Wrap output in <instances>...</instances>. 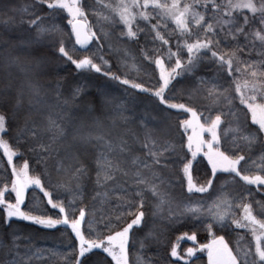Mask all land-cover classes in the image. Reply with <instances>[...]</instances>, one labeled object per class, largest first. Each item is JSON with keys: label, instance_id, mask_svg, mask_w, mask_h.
Returning <instances> with one entry per match:
<instances>
[{"label": "trees", "instance_id": "obj_1", "mask_svg": "<svg viewBox=\"0 0 264 264\" xmlns=\"http://www.w3.org/2000/svg\"><path fill=\"white\" fill-rule=\"evenodd\" d=\"M88 7H85L87 13L86 20L89 27L100 36L99 42L93 39L91 45L82 50L75 43V35L71 32V26L68 24V15L66 10H52L46 4H42L41 0H0V78L11 73L13 82L16 85L25 83L27 77L22 67L11 66L3 67V58L9 53L12 55L23 56L27 49L24 45L32 40L35 35V26H30L28 21L40 16L43 23L47 25H57L64 37L65 47L73 55L74 59H82L84 56H89L97 64L101 65V72H96L92 68L77 69L74 64L63 58L58 53L55 46H38V51L47 57L46 75L39 78V83L42 90L47 93V102L51 105V113L53 118L56 113L68 115L74 118V123L78 126L80 121L91 124L94 119L102 122L104 129L109 133V138L114 142L117 140L118 132L124 128L133 129L137 133H142L140 121L148 122L151 117H155L163 105H159V101L150 96L148 93H142L139 89L131 88V85L122 83L124 79H128L133 83H142L145 87H158L159 70L150 60H144L143 55L146 53L148 57L156 55H166L168 46L155 37V32L151 29V24L167 23V29L160 27L157 29L169 40L171 45H175L178 39H181L178 29L171 21L158 20V12L149 7L146 11L150 13V19L144 20L137 17L133 22V31L137 32V39L121 36L126 32V27L123 26L111 8L106 5L115 6L119 0H103V4L99 0H82ZM164 2V0H162ZM171 2V0H167ZM216 3L224 4L226 0H215ZM235 3L236 0H233ZM193 4V0H181V4ZM212 0H209L207 9L201 5L195 10L205 16V20L213 23L214 27H218L216 21L221 18L220 14H216L211 10ZM135 11V9L133 10ZM109 16L113 22L104 21L97 15ZM243 15L252 17L249 10L237 9L232 12V17L242 23ZM224 19H229L228 16H223ZM103 28V35L100 28ZM193 30H196L194 24H190ZM227 27V26H226ZM260 25L253 21L249 29H258ZM187 38V37H185ZM51 39V38H49ZM191 42V38H187ZM182 42V40H181ZM46 40L44 44L46 45ZM239 43H245L243 37L239 38ZM99 45V46H98ZM102 46V48L100 47ZM223 51H235V43L231 40L221 41ZM261 45L256 41V48L250 54L248 49L244 53H237L241 60L248 59L259 60L258 55ZM155 49V51H153ZM175 52L176 48L173 47ZM102 57V59H101ZM182 61L187 60V56H181ZM166 66L170 69L174 66V62L165 59ZM135 65V67H133ZM109 72L111 76L119 77L120 79H112L104 73ZM215 65L208 62L207 58L202 62L191 74H183L173 81L176 85L175 89L166 91V98H171L175 103H185L189 106L197 108L198 112H204L207 115L206 106L213 109L217 105L213 104L212 97H207L204 89H211L213 84L225 83L224 78L213 79ZM205 78V84L200 86L198 78ZM59 88L61 96L59 101L55 99V89ZM79 88V93L76 89ZM196 89L194 100L189 99V93ZM237 95V94H234ZM238 96V95H237ZM105 97L113 100L112 105L106 106L103 111L98 110L100 102ZM29 97L24 98V106L27 108ZM65 101L67 105L65 106ZM124 101L126 107L130 109L125 115L131 119L125 124L117 119V111L115 104ZM236 106L234 111L235 116L223 117L224 123L221 124L218 132L221 136V144L225 141V128H232L235 131H230L227 135L229 142L235 138L236 143L241 145L239 152H229V155L242 154L245 156V161H241V171L244 174L255 175L260 169L264 168V144L259 142L254 143L249 148L244 140L245 134L244 124L251 125V115L245 117L246 108L241 105L238 99L233 100ZM159 106V107H158ZM220 108L224 112L228 111L225 102L221 101ZM11 110V105L9 106ZM2 110V109H0ZM40 113H33V119H36L41 124L44 123V116ZM217 114L215 110L211 115ZM170 119L165 125L167 129L166 135H158L155 137L158 147L152 151L160 153V165L153 164L151 157L148 156V149L143 148L139 142L134 141L131 134L126 139L131 145V151L120 153L114 151L112 158L120 162L121 168L127 174L124 175L117 172L114 179L104 183H97L96 177V158L99 149H89L86 155H81L80 159L88 168L87 175L80 181V189L76 191L77 181L73 178L71 170L67 172H55L53 169L56 165V159L48 160V171H51L62 183L67 184V187L60 188L53 193V199L64 200L67 206L69 200H75V207L78 210L84 208L86 211L85 234L93 239H103L106 235L113 234L115 231H120L139 211L145 213L142 224L134 226L130 231L129 241V264H209L207 248H201V245H209L215 238L224 236L230 248L234 253H239L243 250L251 248L254 251L255 240L252 235L251 228L237 227L232 220H241L243 218V205L251 204L253 214L258 219L264 220V215L260 214V207L264 205V186L249 185L239 177L233 180L228 173L217 172L215 177L211 175V166L207 158L201 153L197 154L195 159L192 158V152L187 148V131L182 127H178V122L188 119L190 114L180 112L178 110H169ZM115 120V124L112 121ZM202 123H205V116H201ZM23 121L19 116L12 112L11 119L4 133H0L13 149L17 151V155L13 157L11 163L8 162L7 156L3 149L0 148V186L8 184L11 188V181L14 180L12 174L13 165L19 170L25 161L29 164V175L40 176L44 183V188L48 191H53V188L48 182V176L42 173L45 165L37 164V154L26 150L29 146L27 142L21 140L17 142V132ZM65 123H68L67 121ZM149 127H158L156 124L149 123ZM257 127V126H253ZM50 134L42 135L40 139L44 142L48 141ZM169 141L170 144L178 148L177 152H173L171 148L164 151L159 145H163L164 141ZM62 145L71 146L72 138L59 142ZM69 151L76 150L73 147L68 148ZM46 155V154H45ZM61 156L65 155L61 151ZM167 157V159H165ZM183 162L192 160V176L193 181L197 185L206 184L209 179L213 180L212 187L207 193L187 192V179L182 171ZM135 161V162H134ZM142 163H147L151 167L144 169ZM167 164V167L162 165ZM79 167V165H76ZM139 170L151 182L157 184L162 192H166L165 203L160 204L159 201L152 195L147 185L138 184L135 177L136 171ZM153 173L159 179L153 180ZM264 174V173H262ZM222 194H226L231 200L232 207L229 209V217L225 222V226L213 223L212 219L207 214L208 205H211L217 200V197L223 198ZM5 199L14 201V193L5 194ZM46 197L38 187H30L27 189L25 203L22 205L24 211H31L34 215H41L45 212L48 215L57 218L58 210L51 208L46 203ZM143 199V207H139L140 200ZM199 202L203 211L200 214H192L184 209L193 203ZM5 209L0 205V264L5 261L11 262L15 256L18 264H63V259L54 253H66L70 246L78 247V241L75 239V234L70 227L66 225H58L54 229L44 228L36 225L33 222L25 221L20 218H13L11 227H5ZM91 222L92 230L88 231V223ZM212 224L211 229L208 225ZM151 234V235H149ZM195 234L196 240L191 241L189 237ZM15 237V245L13 248V238ZM140 242H143L144 247H140ZM135 243V247L133 244ZM177 246L179 256L172 257L171 249ZM11 248L12 256L8 254ZM196 249L195 255L189 257L187 249ZM93 252L101 253L110 264H115L103 253L101 249H94ZM137 256L141 259L138 260ZM86 257L91 264L96 257L92 253L86 254ZM183 257V259H181ZM82 260L85 258H81Z\"/></svg>", "mask_w": 264, "mask_h": 264}, {"label": "snow or ice", "instance_id": "obj_2", "mask_svg": "<svg viewBox=\"0 0 264 264\" xmlns=\"http://www.w3.org/2000/svg\"><path fill=\"white\" fill-rule=\"evenodd\" d=\"M103 4V0H99ZM42 4H46L49 9L52 10H66L67 14L71 17L68 20V24L71 25V32L75 35V43L81 46L87 44L90 38H95L97 42L100 40V36L96 35L95 31L88 30V34L84 35L82 29L85 27L81 23L82 20H86L87 13L85 7L88 5L82 0H41ZM209 0H193V4H181V0H119L115 6L106 5L111 8L113 13L118 16L119 22L126 27V32L121 36L137 39V32L133 31V22L139 16L144 20L150 19V13L146 10L151 7L157 11L159 16L158 20H171L176 29H178L181 39H178L175 45H171L169 40L165 39L163 35L157 29L163 27L167 29V23L161 25L159 22L151 24V29L155 32V37L158 38L163 45L168 46L166 55H156L148 57L145 53L143 55L144 60H150L155 66V69L159 70L158 87H145L142 83H133L128 79L122 81L125 85H131L133 89H139L142 93H148L150 96L155 97L159 101V105H163L160 108L155 117H151L148 122L140 121V127L143 129L142 133H137L133 129L124 128L118 132L117 140L114 142L109 138V133L103 127L100 120L94 119L91 124H87L84 121H80L77 126L73 121L74 118L68 115H61L56 113L53 118L51 113V105L47 102V93H45L39 83V78L42 75H46L47 57L38 51V46H55L58 53L66 58L77 69L92 68L96 72H101V65L93 61L89 56H84L82 59H74L69 50L65 47L64 37L61 29L55 25H45L40 16H36L35 19L29 20L30 26H35V35L32 40L28 41L24 47L27 49L26 53L21 55H12L9 53L3 58V67L9 68L11 66L22 67L27 77L26 81L22 85H16L13 82L11 73L8 72L6 76L0 78V133H4L6 127L12 116V112H15L19 118L23 121L17 132V142L23 140L28 143L26 150L35 152L37 154L36 163L45 165L42 173L48 176V182L53 188V191H48L44 188V183L40 176L29 175V164L25 161L22 168L19 170L13 165L12 174L15 179L11 181V188L8 184L0 186V205L5 209V227H11V221L13 218H20L25 221L33 222L36 225L42 226L48 229H54L58 225H66L70 227L71 231L75 234V239L78 241V247L70 246L66 253H54L57 256L62 257L63 264H89V260L86 254L92 253L96 257L91 261V264H110V262L101 253L93 252L94 249H101L103 253H106L108 257L115 264H129V241L130 231L134 226L139 227L142 224L145 213L139 211L135 214V218L131 220L120 231H115L113 234L106 235L103 239H93L85 234V220L86 211L84 208L78 210L79 214L76 215L77 209L75 207V200H69L67 206H65L64 200L53 199V193L57 192L60 188L67 187V184L62 183L56 176L48 171V160L56 159V165L54 171L67 172L69 170L73 173V178L77 181L76 191L80 189L79 181L87 175L88 168L84 165L80 159L81 155H86L89 149H99L96 158V177L97 183L101 181L107 183L114 179L117 172L124 175L127 173L121 168L120 162L112 158V153L118 151L120 153H126L131 151V145L126 137L131 134L134 141L140 143L143 148L148 149V156L151 157L153 164L160 165L161 157L160 153L152 151L153 148L158 147L155 137L158 135H166L167 129L165 125L170 119L169 110H178L180 112L190 114V118L184 119L178 122V127H182L185 131L189 128H198L199 132L196 135L195 141L193 136L188 137L187 148L192 152V158L195 159L197 154L203 151L204 156L207 157L208 163L211 165V175L215 177L217 172L228 173L232 176L233 180L239 177L241 180L249 185L264 186V168L260 169L255 175L244 174L241 171V161H245V156L242 154L229 155V152L237 153L240 150L241 145L236 143L235 138L231 142L228 141L227 135L230 131H235L232 128H225V141L221 144V136L218 132L221 124L225 121L223 117L235 116L234 99H238L241 105L246 108L245 117L250 113L251 125L247 124L245 120L244 129L245 134L243 140L245 144L251 148L254 143L264 144V0H226V3L219 4L215 0H212L211 10L220 14L221 18L216 21L218 27H214L213 23L205 20V16L195 10V8L203 5L206 9L208 7ZM135 9V11H133ZM240 10H249L252 13V17L243 15L242 23L236 18L232 17V12ZM98 16L104 21L113 22L109 16H103L97 13ZM228 16L229 19H224L223 16ZM255 21L260 25L258 29H249V26ZM190 24L196 26L194 31ZM227 26V27H226ZM103 35V28H100ZM191 38V42L187 38ZM243 37L245 43L241 45L239 38ZM51 38V39H49ZM48 41L45 45L44 42ZM182 40V42H181ZM233 41L235 43L236 50L225 52L221 47V41ZM256 41L260 42L261 48L258 51V55L261 57L259 60L248 59L241 60L240 55L237 53H244L245 49H248L249 54L255 50ZM99 46V45H98ZM102 48V46H100ZM175 47L176 51L173 52L172 48ZM155 51V49H153ZM187 56L186 61H182L181 56ZM207 58L208 62L215 65V72L213 79L224 78L225 83L219 85L213 84L211 89H204L207 97H212L213 104L217 105L215 109L210 106H206L207 115L204 112H198L194 106H189L185 103H175L171 98H166V91L176 88L173 84L174 80L181 77L183 74H191L193 70L198 67ZM102 59V57H101ZM165 59L170 62H174V66L170 69L165 64ZM135 67V65H133ZM104 75L111 76V73L106 72ZM112 79L119 80V77L111 76ZM200 86L205 84V78H198ZM55 99L59 101L61 93L57 87L55 90ZM79 88L76 89V93H79ZM196 89H193L189 93V99L194 100L196 96ZM234 94H238L234 95ZM28 96L27 108L24 106V98ZM221 101L225 102L228 111L224 112L219 107ZM65 106L67 101L64 102ZM113 100L105 97L100 102L99 109H103L112 105ZM11 105V110L9 106ZM159 107V106H158ZM117 111V119L122 123H127L131 118L125 113L130 111L124 101H120L115 104ZM215 110L217 114L212 117L211 113ZM48 113L44 116V123L41 124L36 119H33V113ZM205 116V123H200V117ZM68 123H65V122ZM115 120L112 121L115 124ZM149 123L156 124L158 127H149ZM257 126V127H253ZM207 131L210 134V139L204 140L200 133ZM49 135L48 141L44 142L40 139L42 135ZM71 136L72 145L66 146L59 142L65 141ZM73 147L76 150L69 151L68 148ZM164 151H168L169 148L173 152H177L178 148L165 140L163 145H159ZM207 148L204 151V148ZM0 148L3 149L4 154L7 156L9 163L12 162L13 157L17 155V151L13 149L7 141L0 136ZM193 148L195 150H193ZM61 151L65 152L64 156H61ZM46 154V155H45ZM167 159V157H165ZM184 158H181L183 164L182 171L187 178V192L193 193H207L212 187L213 180L209 179L206 184L197 185L193 181L192 176V160L183 162ZM135 162V161H134ZM79 165V167H76ZM167 167V164L162 165ZM144 169H148L151 166L147 163H142ZM138 184L147 185L152 195L159 201L157 209L160 204L165 203L166 192H162L159 186L149 181L141 171L137 170L135 173ZM159 179V177L153 173V180ZM37 186L43 192V195L47 198L46 203L51 208L58 210L59 216L54 218L48 215L46 212L41 215H34L31 211H24L22 205L25 203L26 192L29 186ZM14 193V201L5 199V194ZM223 198L217 197L211 205H208L207 214L212 219L213 223L225 226V222L229 217V209L232 207L231 200L226 194H222ZM143 199L139 202V207H143ZM186 212H190L194 215L200 214L203 209L199 202L193 203L184 209ZM260 214L264 215V205H261ZM243 218L241 220H232L237 227H249L251 228L252 235L255 240L254 251L251 248L243 250L239 253H234L232 248L229 247L224 236L215 238L209 245H201V248H207L209 264H264V220H260L253 214L251 204L243 205ZM212 224L208 225L211 229ZM88 231L91 232V222L88 223ZM151 235V234H149ZM195 241L196 236L192 234L189 237ZM135 247V243L133 244ZM12 247L15 248V237L13 238ZM140 247L143 248V242H140ZM196 249H187L189 257L195 255ZM8 254L12 256L11 248L8 250ZM171 256L177 257L179 253L177 246H173L171 249ZM85 259H81V258ZM137 259L141 258L137 256ZM183 259V257H181ZM4 264H9L5 261ZM10 264H18L13 256ZM147 264V262H144Z\"/></svg>", "mask_w": 264, "mask_h": 264}, {"label": "rangeland", "instance_id": "obj_3", "mask_svg": "<svg viewBox=\"0 0 264 264\" xmlns=\"http://www.w3.org/2000/svg\"><path fill=\"white\" fill-rule=\"evenodd\" d=\"M68 15V14H67ZM68 18L69 19H71V17L68 15ZM83 21H85L86 23H87V25H88V21L87 20H83ZM71 26V25H70ZM88 30H91V31H93L90 27H89V25H88V28H87V32H88ZM92 39H94V38H92ZM238 95V94H237ZM188 118H190V116L188 117ZM200 123H202V121H201V117H200ZM203 124V123H202ZM199 132V129L198 128H196V129H194V128H189L188 130H187V143H188V137L189 136H193V138H194V141H195V138H196V135H197V133ZM200 135L202 136V138L204 139V140H208V139H210V134L207 132V131H204V132H202V133H200ZM193 150H195L194 148H193ZM207 150V148L205 147L204 148V151H206ZM203 154V151H201V152H199L198 154ZM204 155V154H203ZM206 157V156H205ZM207 158V157H206ZM211 166V165H210ZM186 177V176H185ZM14 179H15V176H14ZM187 179V178H186ZM30 187H37V186H29V188ZM39 188V187H38ZM22 207V206H21ZM190 239V238H189ZM191 240V239H190ZM191 241H193V240H191ZM206 253H207V255H208V250L206 251Z\"/></svg>", "mask_w": 264, "mask_h": 264}, {"label": "water", "instance_id": "obj_4", "mask_svg": "<svg viewBox=\"0 0 264 264\" xmlns=\"http://www.w3.org/2000/svg\"><path fill=\"white\" fill-rule=\"evenodd\" d=\"M81 23L85 25V27L82 29V33H83L84 35H87V34H88V32H87L88 25H87V23H86L85 21H83V20L81 21ZM92 42H93V39L90 38V39L88 40L87 44H85L84 46H81V45L78 44V46H79L80 49H82V50H86V49L91 45Z\"/></svg>", "mask_w": 264, "mask_h": 264}]
</instances>
